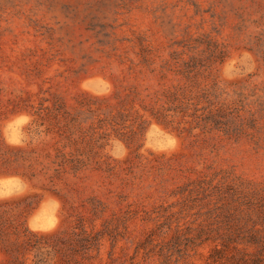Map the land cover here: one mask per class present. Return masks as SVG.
I'll return each instance as SVG.
<instances>
[{"label":"rangeland","instance_id":"rangeland-1","mask_svg":"<svg viewBox=\"0 0 264 264\" xmlns=\"http://www.w3.org/2000/svg\"><path fill=\"white\" fill-rule=\"evenodd\" d=\"M230 188L264 192V0H0V223L204 264L175 236Z\"/></svg>","mask_w":264,"mask_h":264},{"label":"trees","instance_id":"trees-1","mask_svg":"<svg viewBox=\"0 0 264 264\" xmlns=\"http://www.w3.org/2000/svg\"><path fill=\"white\" fill-rule=\"evenodd\" d=\"M204 200L201 222L175 236L183 252L209 247L204 264H264V192L230 188ZM78 230L47 238L2 222L0 247L8 264H85L98 242L83 226Z\"/></svg>","mask_w":264,"mask_h":264}]
</instances>
